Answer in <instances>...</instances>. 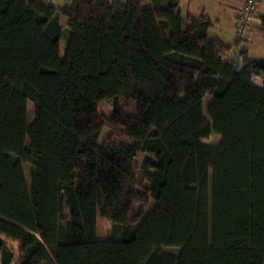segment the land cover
Masks as SVG:
<instances>
[{"label": "trees", "instance_id": "trees-1", "mask_svg": "<svg viewBox=\"0 0 264 264\" xmlns=\"http://www.w3.org/2000/svg\"><path fill=\"white\" fill-rule=\"evenodd\" d=\"M215 24L180 0H0V264H264V58L225 61L243 38Z\"/></svg>", "mask_w": 264, "mask_h": 264}, {"label": "rangeland", "instance_id": "rangeland-1", "mask_svg": "<svg viewBox=\"0 0 264 264\" xmlns=\"http://www.w3.org/2000/svg\"><path fill=\"white\" fill-rule=\"evenodd\" d=\"M126 1V0H122ZM239 1V2H237ZM244 0H231L230 3L237 7V15L239 12V7L243 3ZM182 13L185 14L187 9L191 10L194 14L200 16L202 12H205V15L211 17L212 19H219L215 26L210 31V37H221L223 39H227L230 42H235L237 40V34H236V28H235V12L233 11V8L230 6L229 2L227 0H180ZM239 5V6H238ZM259 8V7H258ZM63 29L66 28L64 21L61 22ZM253 26V24H252ZM254 37L252 29H251V36L248 39H243L240 43V47H247L249 44L246 42V40L251 41ZM261 40H258L256 42V45H254L252 56L253 58H264V34H262ZM67 34L66 32L63 35L62 41H61V58L64 59L67 51ZM257 50L255 52L254 50ZM230 52V51H229ZM232 52V51H231ZM260 76H255L253 81L256 85L262 84ZM209 101L208 99L204 103V114L205 117L209 118L208 111H207V105ZM101 110H103L106 114L110 115L112 113L113 104L110 101H105L100 106ZM28 110L30 117L33 116V110L34 105L32 102H29ZM127 113L129 114H135L136 113V102H131V104L127 108ZM110 130H105V135L109 134ZM222 137L221 135L213 132L209 137L205 138L203 141L217 145L220 143ZM145 158V154L141 153L137 159H136V169L138 170ZM156 161L152 160L150 162V165H153ZM25 170L27 177L29 178L30 173V165L25 164ZM111 223L110 221L103 219L101 216H99L98 219V234L100 237L104 238L107 237L110 233ZM176 251V250H175Z\"/></svg>", "mask_w": 264, "mask_h": 264}, {"label": "crops", "instance_id": "crops-1", "mask_svg": "<svg viewBox=\"0 0 264 264\" xmlns=\"http://www.w3.org/2000/svg\"><path fill=\"white\" fill-rule=\"evenodd\" d=\"M227 1L229 2L230 6L233 8V11L235 12L234 20H236V17H237V7H234L230 3L231 0H227ZM41 2H43L46 5H53L55 7H64V6L68 5V4H70L72 2V0H41ZM237 2H239V1H237ZM181 10H182V8H181ZM187 11H191V10L187 9ZM201 15H205V12L203 11ZM263 15H264V0L260 1L259 8H258V11H257V14H256V21L253 23V26H252V32H253L254 37L252 38L251 41H249L250 39L249 40H246V42L249 44V46H247V47L235 46L234 49H233V51L231 52L233 58L239 64L242 63V58L240 56L241 50L248 49L250 56L253 57L252 56V52H253L254 45H256V42L258 40L263 39L262 38V34H264V26L262 25V20H261V17ZM205 16H207V15H205ZM207 17H209V16H207ZM209 18H211V17H209ZM212 20L213 21H216V23H217V21L219 19L218 20L217 19H215V20L212 19ZM62 21H64L65 27H67L68 26V20L65 17H62L61 18V22ZM218 38H221V37H218ZM221 39H223V38H221ZM223 40H225L226 42H230L227 39H223ZM230 43H233V42H230ZM254 51L257 52L256 49ZM261 81H262V79H261ZM262 85H263V81H262L261 86ZM100 238L103 239L102 237H100Z\"/></svg>", "mask_w": 264, "mask_h": 264}, {"label": "built area", "instance_id": "built-area-1", "mask_svg": "<svg viewBox=\"0 0 264 264\" xmlns=\"http://www.w3.org/2000/svg\"><path fill=\"white\" fill-rule=\"evenodd\" d=\"M259 4L260 0H244L240 5L239 12L235 20L236 34L239 38H250L252 24L256 21ZM223 57L227 62L233 61V56L229 51H225Z\"/></svg>", "mask_w": 264, "mask_h": 264}]
</instances>
